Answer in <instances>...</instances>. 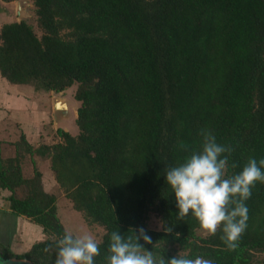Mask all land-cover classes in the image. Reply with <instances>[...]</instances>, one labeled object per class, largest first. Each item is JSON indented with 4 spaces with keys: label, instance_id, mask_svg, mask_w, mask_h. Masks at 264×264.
Returning a JSON list of instances; mask_svg holds the SVG:
<instances>
[{
    "label": "trees",
    "instance_id": "16d2710c",
    "mask_svg": "<svg viewBox=\"0 0 264 264\" xmlns=\"http://www.w3.org/2000/svg\"><path fill=\"white\" fill-rule=\"evenodd\" d=\"M33 5L40 35L23 20L0 28V75L35 91L60 93L76 85L78 133L58 129L60 142L35 150L21 136L14 158L0 156V191L10 193L9 211L45 235L20 255L0 239V258L54 264L55 242L67 232L41 173L22 176L24 145L28 153L48 155L82 223L103 229L95 264H104L113 231L128 236L141 227L152 239L140 241L145 250L166 260L181 253L215 264H264V183L251 189L247 228L231 251L220 239L222 229L201 237L191 213L178 218L165 176L167 167L200 148L201 129L233 148L226 177L239 174L250 158L264 159V0ZM151 214L160 229L146 226ZM47 246L53 251L45 253Z\"/></svg>",
    "mask_w": 264,
    "mask_h": 264
},
{
    "label": "clouds",
    "instance_id": "9594fccd",
    "mask_svg": "<svg viewBox=\"0 0 264 264\" xmlns=\"http://www.w3.org/2000/svg\"><path fill=\"white\" fill-rule=\"evenodd\" d=\"M199 135L200 148L193 150L183 163L165 169L166 184L174 193L178 218L191 213L206 235H215L222 229L220 239L229 250L235 251L247 228L245 202L256 182L264 183V159L250 158L239 174L226 177L233 148L219 144L211 130L201 129ZM179 147L185 151L189 148L183 143ZM131 231L128 236L119 231L111 233L104 264H215L202 256L189 258L181 253L166 260L153 250H145L140 243L142 240L144 244H152L144 228ZM43 251L49 253L53 248L47 246ZM54 254V264H95L100 246L91 233L66 232L56 240ZM0 264L11 262L0 259Z\"/></svg>",
    "mask_w": 264,
    "mask_h": 264
},
{
    "label": "crops",
    "instance_id": "0c3cea01",
    "mask_svg": "<svg viewBox=\"0 0 264 264\" xmlns=\"http://www.w3.org/2000/svg\"><path fill=\"white\" fill-rule=\"evenodd\" d=\"M2 12L0 13V18H4L6 15V8ZM40 96L41 93L35 91L32 86L11 84L0 75V156L3 160L16 156L15 143L19 142L21 136L24 137L27 145L31 146L34 150L45 145L49 146L57 143L53 141L51 135L46 133L47 128L52 127L44 123L46 113L41 110L39 103L36 102ZM65 105L66 111H63L64 116L59 118L58 123L53 122V126L55 127V131L61 129L72 136L77 135L76 114L73 117L74 126L71 127V132L68 129L70 104L65 102ZM56 136L59 140L60 137ZM20 153L23 155L20 163L23 178H31L34 169L41 173L43 190L56 196L55 204L59 219L61 218L59 206H61L60 203L64 199L66 200L65 207L68 208L69 206L70 210L74 212L71 201L65 196L55 181L48 155H41L35 152L28 153L24 145ZM9 194L7 190L0 191V205L4 206L3 209H0V239H4L5 242L10 244L11 250L15 254L20 255L26 253L34 243L42 241L45 235L38 225L30 222L27 218L11 214L9 202L7 201ZM7 219L8 221L11 219L12 231H8L10 226ZM62 224L64 225L63 222Z\"/></svg>",
    "mask_w": 264,
    "mask_h": 264
},
{
    "label": "rangeland",
    "instance_id": "374dc122",
    "mask_svg": "<svg viewBox=\"0 0 264 264\" xmlns=\"http://www.w3.org/2000/svg\"><path fill=\"white\" fill-rule=\"evenodd\" d=\"M18 3H20L21 8H22V14L19 15L17 14V10H18ZM6 8V15L4 16V18H0V24L1 26L5 23H11L14 21H26L28 24L32 25V27L34 28L35 32L37 33V35H40V31L37 27L36 24V18L34 15V5H33V0H16L13 2H3L0 0V13H3L2 10L5 11ZM20 11V13H21ZM1 17V16H0ZM1 28V27H0ZM76 90V85L72 86L71 88L66 89L63 92L60 93H53V92H44V91H39L41 93V96L39 97V100L36 101L39 103V106L41 108V110L45 111V115H46V120L44 123L48 124L49 126H51L52 128H47L46 133H48L49 135H51L52 139L54 142H60V138L59 140L57 139V131H55V127L53 126V122H57L59 121V118H62L63 115V110H59L58 108V104L61 103H67L70 104V110H69V117H68V129L69 131L72 130L71 127L74 126V120L73 117L76 114V110L78 107V103H76L73 100V95L74 92ZM72 132V131H71ZM18 195H22L21 192L18 193ZM62 198V197H61ZM62 200V199H61ZM65 200V199H64ZM61 201L62 203H60L61 206H59V210H60V214H61V218L60 221H62L64 223V227L66 229L67 232H71L73 234H81V233H91L96 240L98 241L100 239V237L103 234V229L99 226H85V224L82 223V219L80 217V215H77L76 213L72 212V210H70L69 206L68 208L65 207V201ZM4 206L0 205V209H3ZM8 221V219H7ZM11 221V219H10ZM9 222V230L8 231H12V226ZM146 226L149 229H160L161 228V223L159 221V219L155 216V215H150ZM196 234L198 236L201 237H206L207 235L204 234L200 229H198L196 231ZM45 239V238H44ZM43 239V240H44ZM42 240V241H43ZM256 259H261L262 255H256L255 256ZM2 259V258H0ZM4 260V259H2ZM15 261V260H12ZM19 261H25V262H29L27 260H19ZM30 263V262H29Z\"/></svg>",
    "mask_w": 264,
    "mask_h": 264
},
{
    "label": "water",
    "instance_id": "95a60500",
    "mask_svg": "<svg viewBox=\"0 0 264 264\" xmlns=\"http://www.w3.org/2000/svg\"><path fill=\"white\" fill-rule=\"evenodd\" d=\"M22 8H21V5H20V3H18V10H17V14H19V15H21L22 14ZM20 11H21V13H20ZM58 109L59 110H63V111H66V105H65V103H62V105H61V103H59L58 104ZM3 261H5V262H11V264H31V263H29V262H25V261H19V260H15V261H12V260H3Z\"/></svg>",
    "mask_w": 264,
    "mask_h": 264
}]
</instances>
